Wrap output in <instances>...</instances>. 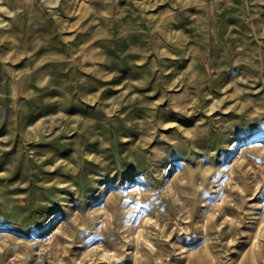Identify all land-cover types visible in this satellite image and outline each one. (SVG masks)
Wrapping results in <instances>:
<instances>
[{"label": "rangeland", "instance_id": "rangeland-1", "mask_svg": "<svg viewBox=\"0 0 264 264\" xmlns=\"http://www.w3.org/2000/svg\"><path fill=\"white\" fill-rule=\"evenodd\" d=\"M25 1H0V264L264 253V0Z\"/></svg>", "mask_w": 264, "mask_h": 264}, {"label": "bare ground", "instance_id": "bare-ground-1", "mask_svg": "<svg viewBox=\"0 0 264 264\" xmlns=\"http://www.w3.org/2000/svg\"><path fill=\"white\" fill-rule=\"evenodd\" d=\"M0 1H3V0H0ZM7 1L9 3L11 0H4V3L7 2ZM40 1H42L44 6L48 7L50 5L57 4L60 0H40ZM61 1H63V0H61ZM72 1H73L74 5H76L77 0H64L63 3L60 4V10L62 11V14L67 13V14L71 15L72 13L77 12L74 9H73L74 10L73 12L71 11L70 4H71ZM25 2H27L26 4L31 8L34 0H26ZM17 3H18V0H17ZM119 3H122V2L119 0ZM111 4H115V0ZM3 6L4 5H0V9L1 10H2ZM55 7H57V6H55ZM17 13H18L17 11L7 8L6 14L11 15V20L8 21L7 23H6L7 19H5V18L2 21H0V25L4 23V30L8 29V30H14L15 31V28H16L15 24L20 19L19 15ZM61 17H64V16L61 15L60 18ZM85 58H83V59H85ZM234 134L235 133L230 134V136H229L230 139L234 138ZM212 215L214 216V214H212ZM232 221H233V218L231 219V222ZM261 221L262 222L260 223V225L262 223H264V216H263ZM258 231L263 232L264 231V225L259 226ZM255 239H258V241L254 242L249 249H247L246 251H243L241 253L240 257L236 260V262H234V264H264V262H263V259H264L263 241H261L259 236H257V235L255 236ZM191 254L192 253H190L189 256ZM248 255L251 258V260L249 262H246V258H247ZM163 256H164L163 253L157 254L156 259L158 261V264H164ZM206 257L211 258V259L215 258L214 253H211V252L208 255H206L205 258L203 257V259H207ZM204 262H205V260H203L201 264H204ZM186 264H191V261L188 260ZM205 264H213V263L212 262H207Z\"/></svg>", "mask_w": 264, "mask_h": 264}]
</instances>
